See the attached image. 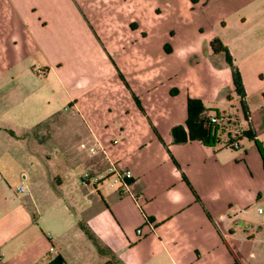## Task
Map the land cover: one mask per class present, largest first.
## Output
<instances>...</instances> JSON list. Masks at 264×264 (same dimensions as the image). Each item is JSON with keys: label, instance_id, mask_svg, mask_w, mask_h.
I'll return each mask as SVG.
<instances>
[{"label": "crops", "instance_id": "0c3cea01", "mask_svg": "<svg viewBox=\"0 0 264 264\" xmlns=\"http://www.w3.org/2000/svg\"><path fill=\"white\" fill-rule=\"evenodd\" d=\"M191 99L241 148L176 143ZM0 256L264 264V0H0Z\"/></svg>", "mask_w": 264, "mask_h": 264}, {"label": "trees", "instance_id": "16d2710c", "mask_svg": "<svg viewBox=\"0 0 264 264\" xmlns=\"http://www.w3.org/2000/svg\"><path fill=\"white\" fill-rule=\"evenodd\" d=\"M211 46L215 53H221L225 51V47L220 39H214L211 42ZM235 83L237 87V93L241 98L244 99V93L242 92L237 75H235ZM241 101L244 117L248 119V110L246 108L245 102L244 100ZM205 111L206 109L201 101L192 99L189 100L186 128L177 127L173 130V137L176 143L182 144L188 142L189 140H198L206 146L213 147L220 142L221 139L219 135L226 134L230 138V134L227 132L226 128H219L218 126H213L208 123V117L203 116ZM229 118L232 119V117ZM240 136L246 137L250 140L255 139L254 135L250 131L244 132ZM239 138L240 137H238V139ZM230 142H232L231 138L230 141L227 142V146ZM50 264H65V261L62 257H58Z\"/></svg>", "mask_w": 264, "mask_h": 264}, {"label": "built area", "instance_id": "2783aa9c", "mask_svg": "<svg viewBox=\"0 0 264 264\" xmlns=\"http://www.w3.org/2000/svg\"><path fill=\"white\" fill-rule=\"evenodd\" d=\"M223 119H226V122H223ZM233 119H230L229 117L224 116V118H220L219 115H215V116H209L208 118V123L210 125L213 126H218L219 128L223 127L224 129L226 128L227 132L230 134V138L232 139V142H230L228 144V147L238 150L241 148V144L238 140V136H239V132H237V130H234L233 127L235 126L234 124H232ZM232 132H236L234 135H231ZM230 138L228 136L227 142L230 141ZM92 152L94 153L95 151L92 150ZM133 178L132 172L131 171H124V172H119L116 179L118 183H123L126 184L127 181L131 180ZM91 179V174L87 173L84 175V181H89ZM95 182H98L97 179H95ZM259 213L262 214L263 213V209L259 208ZM138 233L140 235H142L143 231L139 230ZM51 251H54V248H51ZM1 259V256H0Z\"/></svg>", "mask_w": 264, "mask_h": 264}, {"label": "rangeland", "instance_id": "374dc122", "mask_svg": "<svg viewBox=\"0 0 264 264\" xmlns=\"http://www.w3.org/2000/svg\"><path fill=\"white\" fill-rule=\"evenodd\" d=\"M60 58H62V55H60ZM64 96H65L64 93H60L59 94V99L60 98L62 99ZM53 108H54V110H56L54 105H53ZM59 114H60V111H59ZM212 115L215 116L217 114L214 113ZM218 115H219L220 118H224L223 113H219ZM223 122H226V119H223ZM233 123H235L234 124L235 126L233 127V129L234 130H240L238 128V126H237L238 125L237 120L233 121ZM48 125H50V124L49 123H45V126H48ZM90 148L91 147L87 143V141H82L80 143V145H79V148H77L75 150V152H77V154H83L84 156H88L89 157V156L93 155L91 153V149ZM38 152H39V150H38ZM56 152H59V151H56V149H51V150L49 149V151L47 149H45V150H43V153L41 155V159L38 157V161H48V157L55 158ZM39 154H40V152H39ZM59 154H60V157L62 158L63 157L62 156V151H60Z\"/></svg>", "mask_w": 264, "mask_h": 264}]
</instances>
